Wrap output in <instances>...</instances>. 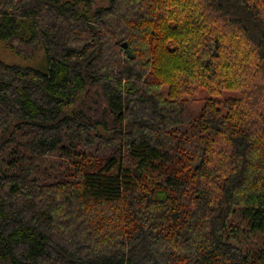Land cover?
<instances>
[{
    "label": "trees",
    "instance_id": "trees-1",
    "mask_svg": "<svg viewBox=\"0 0 264 264\" xmlns=\"http://www.w3.org/2000/svg\"><path fill=\"white\" fill-rule=\"evenodd\" d=\"M0 43L48 63L0 60V264H264V0H0Z\"/></svg>",
    "mask_w": 264,
    "mask_h": 264
},
{
    "label": "rangeland",
    "instance_id": "rangeland-1",
    "mask_svg": "<svg viewBox=\"0 0 264 264\" xmlns=\"http://www.w3.org/2000/svg\"><path fill=\"white\" fill-rule=\"evenodd\" d=\"M0 60L7 64H17L22 66H28L31 68L39 69L43 72L48 71V63L46 59V54L44 49H38L33 58H23L16 56L10 50L5 48L3 44L0 43ZM203 92L194 96V99L190 101L189 106L193 113H197L201 107L202 101L200 98H203ZM237 240V239H236Z\"/></svg>",
    "mask_w": 264,
    "mask_h": 264
},
{
    "label": "water",
    "instance_id": "water-1",
    "mask_svg": "<svg viewBox=\"0 0 264 264\" xmlns=\"http://www.w3.org/2000/svg\"><path fill=\"white\" fill-rule=\"evenodd\" d=\"M122 46H123V48L125 49V51L127 52L128 56H129V57H132V52H131V50L128 48V44H127V42H123Z\"/></svg>",
    "mask_w": 264,
    "mask_h": 264
}]
</instances>
